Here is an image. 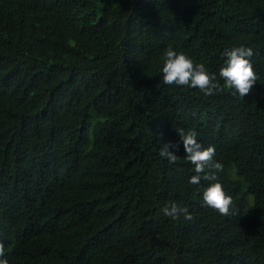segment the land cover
<instances>
[{"label": "trees", "instance_id": "1", "mask_svg": "<svg viewBox=\"0 0 264 264\" xmlns=\"http://www.w3.org/2000/svg\"><path fill=\"white\" fill-rule=\"evenodd\" d=\"M239 46L243 99L162 81L168 48L219 79ZM179 129L215 147L199 175L230 215ZM0 242L8 264H264V0H0Z\"/></svg>", "mask_w": 264, "mask_h": 264}, {"label": "clouds", "instance_id": "2", "mask_svg": "<svg viewBox=\"0 0 264 264\" xmlns=\"http://www.w3.org/2000/svg\"><path fill=\"white\" fill-rule=\"evenodd\" d=\"M253 55L254 52L251 47L239 46L226 49L223 53L225 59L219 68L218 79L217 74L207 70L203 63H194L184 53H177L168 48L163 54L162 81L165 85L199 89L205 96H213L216 92L227 89L243 99L251 93L258 79L251 63ZM220 81H223V85ZM177 135L183 143L185 159L194 165L195 173H197L188 182L192 185H199L202 178L210 181L202 192L203 204L221 215H230L233 205L232 196L224 191L221 183L215 182L217 177L214 174H205L203 177L199 175L205 172L206 167L217 172L223 170L221 163L213 161L215 147L204 148L197 140L198 133L192 129H179ZM173 147L175 146L170 143L163 144L159 150V155L167 159L169 163L175 164L178 156L170 151V148ZM161 211L173 220L178 219L181 215L187 221L193 219L187 207H181L174 202L165 204ZM4 257L5 247L0 242V264H8L7 258Z\"/></svg>", "mask_w": 264, "mask_h": 264}]
</instances>
